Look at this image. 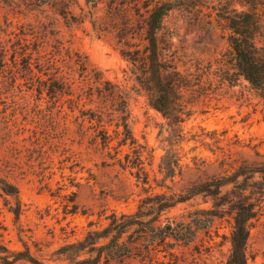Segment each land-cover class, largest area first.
I'll use <instances>...</instances> for the list:
<instances>
[{
  "label": "rangeland",
  "instance_id": "obj_1",
  "mask_svg": "<svg viewBox=\"0 0 264 264\" xmlns=\"http://www.w3.org/2000/svg\"><path fill=\"white\" fill-rule=\"evenodd\" d=\"M133 1L140 0H116L111 10L108 0L96 8L84 0L30 6L0 0V23L3 16L12 22L0 35L7 50L0 72V180L17 189L22 209L16 220L9 211L15 201L0 188V264L227 261L236 193L227 185L217 194L214 182L233 163L264 162V103L234 75L224 18L255 12L264 26V0H164L173 9L162 19L158 59L183 85L166 115L152 107L156 94L148 82L139 83L146 75L145 23ZM157 1L146 0L150 7ZM24 37L39 45L41 66H53L40 71L34 53L32 73L24 71ZM77 56L127 92L124 146L118 147L115 115L102 114L98 125L109 102L72 71L69 61ZM55 68L74 79L72 95L53 93ZM71 99L80 100L77 107ZM138 155L146 183L136 175ZM260 181L247 180L244 193L255 204L248 264H264V189L252 183ZM194 188L206 191L165 207ZM113 238L119 248L111 251Z\"/></svg>",
  "mask_w": 264,
  "mask_h": 264
},
{
  "label": "trees",
  "instance_id": "obj_2",
  "mask_svg": "<svg viewBox=\"0 0 264 264\" xmlns=\"http://www.w3.org/2000/svg\"><path fill=\"white\" fill-rule=\"evenodd\" d=\"M19 1L30 6L37 0ZM108 1L110 4L109 8L111 10L115 9L113 3L116 0ZM84 2L86 4L91 3L93 8H96L99 4L98 0H84ZM8 3V6L17 4L14 0H8ZM130 5L135 10L136 15L143 18L145 23L144 40L146 44L144 68L146 75L142 82L140 81L139 83L148 82L149 87H151V90L156 94L152 100V107L156 111L166 115L171 107V96H174V94L179 92L183 87L178 80L172 81L169 77L170 75L163 72L164 70L158 59V33L162 29V19L173 9V5L171 2L164 0L157 1L152 7H150V4L146 2V0L133 1ZM250 5L253 6V4ZM141 9L144 10V13L140 12ZM144 14H146V16H144ZM224 19L226 20L227 28L229 30L227 43L233 54L234 75L236 78H242L246 81L264 103V33H262L264 26L261 22V18L255 12L235 11L232 17L227 16ZM11 25L12 22L9 20L8 16H3V22L2 24L0 23V35L7 34V30ZM92 25H95L94 22H92ZM22 40L24 45L21 56L24 62V71L32 73L31 66L34 53L37 54L34 60L36 61L37 66H40L42 69L40 71H46L49 66H53V62L41 66L42 64L40 63V60L42 57L40 54L41 52L39 51V45L37 43L28 42L25 37ZM6 54V46L3 41H0V72H3L7 65ZM69 62L72 71L76 70L80 73V78H82L83 81H88L87 86L91 92L96 93L100 98L108 100L109 106L105 108L104 111L100 109V115L98 114L96 120L98 125L102 126V114L112 117L115 115L114 117L117 121L115 123L116 130L114 133L116 137H119L120 139L118 141V147L124 146L128 139V119L130 117L127 92L117 84H113L104 79L102 73L97 68L92 67V65H90L82 56H77V59L74 62ZM16 70H18V68H16ZM59 73H61L59 68H55L54 75L56 76L53 78L55 83H57V87L53 93L55 96L64 94L68 96L72 95V87L75 85L73 82L74 79L70 77V74L65 77ZM30 77L31 78H28V80L31 81L33 75H30ZM70 101L76 104L74 107H77L80 100L78 99L74 101L71 99ZM91 120L93 119L91 118ZM120 128L122 129L121 131ZM101 140L104 147L109 145L110 139L106 132H103ZM138 156L139 158L137 160L139 164L138 166H134L137 168L136 175L138 179L142 175L144 183H146L148 181V173L142 170V167L140 166L142 164L140 155ZM233 164L230 167V174L222 176L214 182V188L217 191V194L220 193L221 188L227 185H232L233 191L236 193L234 200L231 202L234 211L233 229L230 238L231 247L227 261L222 264H248L246 248L251 229L250 221L254 216L255 204L250 202L244 193L247 188L251 187L246 184L247 180L249 181L256 175L261 181L252 183H260L261 189H264V162H259L256 164L257 166L253 167H248L245 163H241L237 166H234ZM0 188L6 196H10L15 201V207H10L9 211L13 213L15 219L18 220L22 213V209L17 189L4 180H0ZM205 191L206 190H200L198 188L189 189L182 197L175 198V196H173L170 203L165 207L171 208L177 203L185 202L193 196L199 195ZM170 230L172 229L170 228ZM113 242H115V246L111 251L119 248V239L113 238ZM123 256L124 255H120V257Z\"/></svg>",
  "mask_w": 264,
  "mask_h": 264
}]
</instances>
